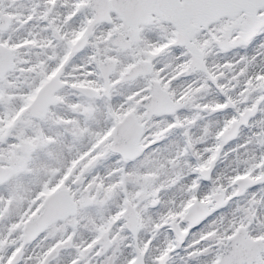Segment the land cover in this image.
<instances>
[{"label": "snow or ice", "instance_id": "snow-or-ice-1", "mask_svg": "<svg viewBox=\"0 0 264 264\" xmlns=\"http://www.w3.org/2000/svg\"><path fill=\"white\" fill-rule=\"evenodd\" d=\"M0 264H264V0H0Z\"/></svg>", "mask_w": 264, "mask_h": 264}]
</instances>
